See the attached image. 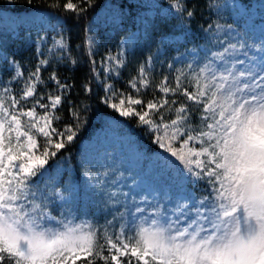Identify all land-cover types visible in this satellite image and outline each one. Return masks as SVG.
Segmentation results:
<instances>
[{"label": "snow or ice", "instance_id": "6c2138e0", "mask_svg": "<svg viewBox=\"0 0 264 264\" xmlns=\"http://www.w3.org/2000/svg\"><path fill=\"white\" fill-rule=\"evenodd\" d=\"M97 2L67 0L63 9L79 22ZM47 6L61 7L59 0ZM106 7L103 23L118 29L131 17L134 30L97 68L101 21L87 20L84 95L91 96L95 82L103 91L100 103L135 117L152 135L161 150L156 172L147 180L132 177L123 191L126 179L97 167L84 150L77 178L64 150L87 123L90 106L68 99L74 83L62 80L59 68L74 70L78 61L64 20L33 17L34 70L25 76L15 54L0 46V60L12 73L5 79L0 72V264H264V27L257 37L233 24L201 25L200 50L189 49L190 60L181 54L175 62L184 66L156 81V59L165 45L191 34L194 11H186L183 0L167 7L160 0H121ZM208 7L217 5L209 0ZM173 17L177 23L159 32L155 52L127 81L131 92L117 88L112 81L128 55ZM65 102L72 119L58 128ZM132 187L151 195L137 198Z\"/></svg>", "mask_w": 264, "mask_h": 264}, {"label": "trees", "instance_id": "16d2710c", "mask_svg": "<svg viewBox=\"0 0 264 264\" xmlns=\"http://www.w3.org/2000/svg\"><path fill=\"white\" fill-rule=\"evenodd\" d=\"M222 0H212V2L218 3ZM241 4H250L252 0H237ZM50 2H54V0H32L31 5L28 4L27 0H17L14 4H8L5 0H0V11H12V12H27V11H35L42 10L50 13L52 16H58L66 23V34L70 37V44L72 50V56L75 57L78 61L74 70H70L71 66H61L59 68L60 78L63 80L65 78L69 79V82L74 83V87L72 88L71 95L68 99H71L74 103L79 104L81 101L86 102L90 106V110L87 113V123L79 132L75 142L70 145L66 150L71 153V164L75 167L76 172L75 175L79 178L80 174V152L82 149V145L84 142L90 140L94 134V132L105 125L104 118H113L115 120H120L122 124V128H127L130 133L133 134L134 140L137 142V145L143 150V158L145 159L143 168L146 164L147 160L151 159V156L156 152H159V148L152 143V135L146 134L144 128L137 127V119L135 117L132 118H122L115 111L108 108L104 104L100 103V97L103 95L102 89L98 88L96 83L92 84V94L90 97H85L84 90L82 87V83L85 78L89 74L88 67V58L85 55L84 48V27L87 23V20L92 19L102 8H104L108 3H121V0H98L97 5L94 9H90L87 17L82 18L79 22L75 19V13L73 12H65L63 9V4L67 2V0H59L61 7L59 9L53 10L49 8L47 5ZM73 3H76L77 0H72ZM186 4V11L193 10L194 17L190 22V35L184 39L183 42L180 43L181 46H198L199 44L204 43V34L200 30V26H207L208 24L214 22L218 16H222L223 11L215 12L213 9H209L206 11L205 16V0H183ZM209 3V0H206V7ZM134 7L132 9V13L135 14ZM186 15V12H185ZM228 22L233 23L230 18ZM177 23L175 17L169 19L166 24H159L158 28L151 33L150 38H145L141 41L140 46L136 49L135 53H130L127 57L128 63L122 69L121 75L119 78H115L112 82L119 89L125 90L127 92H131V89L127 86V81L131 78V76L136 75V69L141 61L145 59L150 53H154L157 48V36L160 31L168 33L171 31V27ZM132 24V18H126L123 27L119 29H114L111 34H109V41L113 46V49H117L118 44L122 37H124L130 25ZM128 26V27H127ZM242 26V25H241ZM175 34H178L175 33ZM174 43H170L164 46L163 53L159 54V58L164 61L156 60L155 68L153 69V75L158 81L163 75H167L169 73H174L167 66L171 56L175 52L173 48ZM9 54H15L16 59L19 60L22 64L24 75L27 76L29 69L32 70L36 67V56L34 45L29 47H21L18 49H13L8 47ZM99 57L102 58V53L99 51L95 55V59L98 61ZM51 71V67L46 69L43 73L45 79H47L48 73ZM3 78L7 79L12 75L10 71H6L5 69L2 71ZM20 85L15 84L14 88L19 89ZM51 87V85H50ZM43 91V88L40 89ZM157 95H159L157 93ZM152 96V92L149 91L144 99H150ZM69 105L67 102L58 110L63 115V119L56 125L58 128H62L65 124L71 122V117L68 112ZM62 151L59 155H63ZM50 165L54 163V161L49 162ZM66 178V177H65ZM189 187H191L189 185ZM78 264H86V261H80Z\"/></svg>", "mask_w": 264, "mask_h": 264}, {"label": "rangeland", "instance_id": "374dc122", "mask_svg": "<svg viewBox=\"0 0 264 264\" xmlns=\"http://www.w3.org/2000/svg\"><path fill=\"white\" fill-rule=\"evenodd\" d=\"M160 3L162 6L167 7L168 4L171 3V0H160ZM213 3L217 5V7L212 8L215 12L223 11L222 16H218L215 21H219L220 23L226 25L225 18H230L233 20V25L237 29L247 30L251 33H254L257 37L259 36V29L261 27H264V0H253L251 4L243 5L244 7H240L241 4L237 0H222L218 3ZM111 4L118 3H108L107 5ZM106 6L95 15V17L101 21L98 29V49L102 53V58L107 54L109 50H111V52L113 53H115L117 50L113 49L108 36L113 32L114 28L103 23V19L105 18L106 13L109 11V8ZM209 9L210 8L208 7V5L206 7L205 0L204 18H206V11L208 12ZM134 11L136 12V9H134ZM49 15L50 14L48 12L40 10L22 13L1 11L0 46H2L3 49L7 52L8 47L18 49L26 45H34L35 50L34 40L36 37L37 29L33 28L30 21L33 17ZM129 28H133L134 30L133 23ZM29 35H31L32 37L31 40L28 39ZM52 35H54V33L49 30L47 33L48 44H51ZM181 42L182 41L174 42L173 48L175 49V52L173 53L169 61V63H173V68H171L170 70L174 74L176 68L184 66L182 63L175 62L176 58L181 54H185L187 59L190 60L191 57L187 56V51L193 48H197L198 50H200L201 47V45L199 47L181 46ZM98 49L96 50V53L98 52ZM203 54V51H200L201 57H203ZM102 58L99 57L98 68L100 67L99 62ZM156 60H158L157 62L164 61L159 57ZM169 63L167 65L168 67ZM4 69L8 71V65L0 60V72H2ZM101 76H103V72H101ZM104 120L105 125L96 130L90 140L83 143L79 159L81 160L83 151L87 150L93 159V163L97 167L110 169L115 173V175L125 178L126 184L123 187V191H128V188L132 186V177H137L138 179L143 178L147 180L149 177L155 174L158 160L156 154L161 150L159 149V152H156L151 156V160L154 162V166H151V162L148 160L145 168H143V161H145V159L143 158V150L137 145V142L134 140L133 134L130 133L127 128H122L120 120H115L113 118L107 117H105ZM165 155L167 154L165 153ZM132 192L137 195V198H139V196L141 195H151V193H149L147 190L141 191L140 189H137L135 187H132ZM116 207H119V205H116ZM109 218L111 217L109 216ZM103 222L104 216L101 215L99 217V223L102 224Z\"/></svg>", "mask_w": 264, "mask_h": 264}]
</instances>
